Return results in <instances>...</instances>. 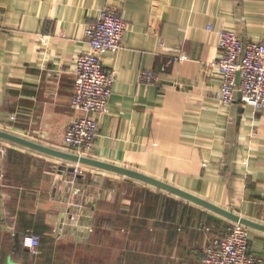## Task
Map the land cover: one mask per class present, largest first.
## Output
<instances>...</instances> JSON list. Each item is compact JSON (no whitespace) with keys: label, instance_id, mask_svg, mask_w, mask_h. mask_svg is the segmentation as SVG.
Returning a JSON list of instances; mask_svg holds the SVG:
<instances>
[{"label":"crops","instance_id":"0c3cea01","mask_svg":"<svg viewBox=\"0 0 264 264\" xmlns=\"http://www.w3.org/2000/svg\"><path fill=\"white\" fill-rule=\"evenodd\" d=\"M107 4L128 28L104 55L116 81L90 157L264 225V109L223 103L212 65L221 29L264 39V0H0V129L70 151L75 59ZM143 70L156 82L140 81ZM74 164L0 137V264H202L235 222L96 166L70 185ZM250 229V252L264 257V230ZM33 234L36 254L23 244Z\"/></svg>","mask_w":264,"mask_h":264},{"label":"built area","instance_id":"2783aa9c","mask_svg":"<svg viewBox=\"0 0 264 264\" xmlns=\"http://www.w3.org/2000/svg\"><path fill=\"white\" fill-rule=\"evenodd\" d=\"M127 21L111 4L105 5L99 17L85 28L88 46L74 63L75 85L71 105L81 112L66 129L63 142L67 149L80 155H90L100 132V116L109 110V100L116 81V71L104 63L108 51L117 52L123 46ZM208 28H213L209 25ZM220 57L212 61L221 74L220 97L223 103H233L240 97L253 109H264V39H242L235 30L219 31ZM181 53L177 59H185ZM238 73L239 78H238ZM156 72L143 70L139 80L154 83ZM240 95V96H239ZM15 118V116H13ZM83 165L76 162L68 183L75 185L83 174ZM250 226L235 221L223 237L210 240L202 256V264H263L264 257L250 252ZM25 247L38 252L39 235H26Z\"/></svg>","mask_w":264,"mask_h":264},{"label":"water","instance_id":"95a60500","mask_svg":"<svg viewBox=\"0 0 264 264\" xmlns=\"http://www.w3.org/2000/svg\"><path fill=\"white\" fill-rule=\"evenodd\" d=\"M239 73H238V78H239ZM0 137L22 144V145H26L28 147H31L33 149L60 157V158H64V159H68L74 162H79L82 164H86V165H91V166H96V167H100V168H104V169H108V170H112L121 174H124L126 176H130L145 182H148L150 184L156 185L158 187H161L163 189H166L170 192H173L175 194H178L180 196H183L185 198H188L192 201H195L203 206L208 207L209 209H212L222 215H225L228 218H231L234 221H239L243 224H246L250 227H257L260 229L264 230V225L257 223L251 219H248L246 217H243L241 215H238L236 213H234L233 211L227 210L223 207H220L218 205H215L214 203H211L197 195H194L192 193H189L183 189H180L170 183H167L165 181H162L160 179H157L155 177H152L150 175H147L145 173H142L140 171L125 167V166H121V165H117L114 163H110L107 161H103V160H99L93 157H90L88 155H80L71 151H67V150H62V149H58L55 147H51L48 145H44L41 143H38L36 141H32L30 139H27L25 137L13 134L11 132L5 131L0 129Z\"/></svg>","mask_w":264,"mask_h":264},{"label":"rangeland","instance_id":"374dc122","mask_svg":"<svg viewBox=\"0 0 264 264\" xmlns=\"http://www.w3.org/2000/svg\"><path fill=\"white\" fill-rule=\"evenodd\" d=\"M62 150H63V149H62ZM89 156H90V155H89ZM74 163H76V162H74ZM81 164H82V163H81ZM84 165H86V164H84ZM84 173L87 174L86 176H87L88 178H91L92 175H94V174H92V173H90V172H87V171L84 172V170H83V174H84ZM83 174H82V175H83Z\"/></svg>","mask_w":264,"mask_h":264}]
</instances>
